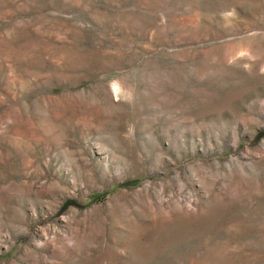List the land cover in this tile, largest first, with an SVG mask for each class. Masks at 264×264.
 Here are the masks:
<instances>
[{"label":"rangeland","instance_id":"1","mask_svg":"<svg viewBox=\"0 0 264 264\" xmlns=\"http://www.w3.org/2000/svg\"><path fill=\"white\" fill-rule=\"evenodd\" d=\"M0 264H264V0H0Z\"/></svg>","mask_w":264,"mask_h":264}]
</instances>
